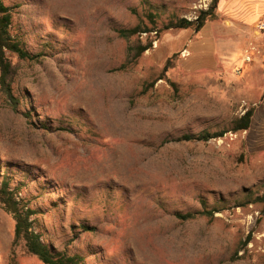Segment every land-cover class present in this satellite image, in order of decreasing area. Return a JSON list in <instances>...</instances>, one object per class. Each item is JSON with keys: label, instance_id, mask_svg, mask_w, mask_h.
<instances>
[{"label": "rangeland", "instance_id": "1", "mask_svg": "<svg viewBox=\"0 0 264 264\" xmlns=\"http://www.w3.org/2000/svg\"><path fill=\"white\" fill-rule=\"evenodd\" d=\"M4 1L18 5L12 32L42 56L8 54L19 104L0 92V180L8 170L20 185L49 248L85 264H264V215L245 202L264 193V136L181 139L228 128L260 100L264 30L238 33L217 4L199 32L128 43L117 30L147 13L157 26L193 20L212 0ZM146 39L129 61L128 44ZM217 202L212 218L173 214ZM0 264H43L1 207Z\"/></svg>", "mask_w": 264, "mask_h": 264}, {"label": "trees", "instance_id": "2", "mask_svg": "<svg viewBox=\"0 0 264 264\" xmlns=\"http://www.w3.org/2000/svg\"><path fill=\"white\" fill-rule=\"evenodd\" d=\"M217 4L218 0H212L208 8L200 10L198 16L193 20L172 18L166 22H162L160 26L156 24V14L149 12L145 16L146 22L145 20H141L133 27L118 29L117 33L120 38L129 43L133 37L140 38L144 34L145 36H149L151 33L158 35L160 32L170 29H192L195 32H199L207 21L215 19ZM17 7L18 5L6 4L4 0H0V92L14 109H16L19 101L11 88L14 68L8 54H13L18 59L27 61H37L42 56L40 53H33L28 50L22 38L12 32L13 11ZM151 45L152 41H148L147 39L145 42L136 40L128 44L127 59L133 62L150 49ZM253 113L254 109L252 107L247 109L241 116L233 118L229 122L228 128L214 133L202 131L196 135H185L181 139L207 142L210 139L221 138L227 132L237 133L247 131L251 126ZM42 125L46 127L45 124ZM3 169L4 171L6 170V168ZM7 171H5L4 175L1 174L0 207L7 214L11 215L14 220V243L19 240L23 241L27 252L36 256L43 264H85L83 254L50 249L43 241L41 235L36 230V220L32 219V215L37 214V211L20 203L17 197L20 185L16 183L15 186H11L13 177ZM245 202L248 204H260V214L264 215V193L254 197L249 196ZM219 203L217 202L209 209L192 210L186 213L174 212L173 214L180 220H192L198 217L212 218L221 209L219 208V205H221ZM81 228L89 230L86 226H82Z\"/></svg>", "mask_w": 264, "mask_h": 264}, {"label": "crops", "instance_id": "3", "mask_svg": "<svg viewBox=\"0 0 264 264\" xmlns=\"http://www.w3.org/2000/svg\"><path fill=\"white\" fill-rule=\"evenodd\" d=\"M218 10L227 20L238 19V33H244L258 23L264 22V0H220ZM260 81L264 89V66L260 73ZM253 109L251 126L247 131L256 127L261 136H264V91L260 100L253 105Z\"/></svg>", "mask_w": 264, "mask_h": 264}, {"label": "built area", "instance_id": "4", "mask_svg": "<svg viewBox=\"0 0 264 264\" xmlns=\"http://www.w3.org/2000/svg\"><path fill=\"white\" fill-rule=\"evenodd\" d=\"M257 29L260 30V31H263L264 30V22L258 23L257 24Z\"/></svg>", "mask_w": 264, "mask_h": 264}]
</instances>
